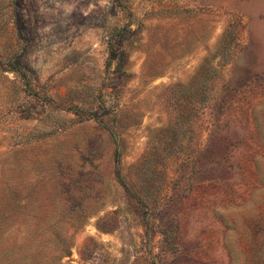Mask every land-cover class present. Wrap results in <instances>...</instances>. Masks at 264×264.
<instances>
[{
  "label": "rangeland",
  "instance_id": "rangeland-1",
  "mask_svg": "<svg viewBox=\"0 0 264 264\" xmlns=\"http://www.w3.org/2000/svg\"><path fill=\"white\" fill-rule=\"evenodd\" d=\"M0 264H264V0H0Z\"/></svg>",
  "mask_w": 264,
  "mask_h": 264
}]
</instances>
